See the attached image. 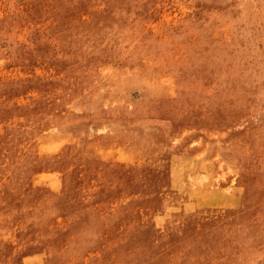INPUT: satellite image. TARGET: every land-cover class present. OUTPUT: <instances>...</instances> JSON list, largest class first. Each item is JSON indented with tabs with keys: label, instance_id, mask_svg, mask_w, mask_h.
<instances>
[{
	"label": "rangeland",
	"instance_id": "1",
	"mask_svg": "<svg viewBox=\"0 0 264 264\" xmlns=\"http://www.w3.org/2000/svg\"><path fill=\"white\" fill-rule=\"evenodd\" d=\"M0 264H264V0H0Z\"/></svg>",
	"mask_w": 264,
	"mask_h": 264
}]
</instances>
